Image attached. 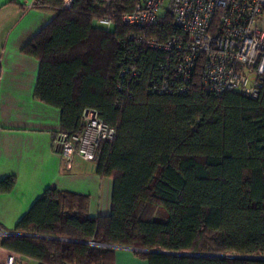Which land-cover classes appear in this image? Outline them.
Returning <instances> with one entry per match:
<instances>
[{"label":"trees","instance_id":"trees-1","mask_svg":"<svg viewBox=\"0 0 264 264\" xmlns=\"http://www.w3.org/2000/svg\"><path fill=\"white\" fill-rule=\"evenodd\" d=\"M100 0H35L54 17L22 48L38 60L34 97L57 107L61 129L80 127L84 108H95L115 128L99 145L96 172L110 177L107 215L88 214L89 197L48 187L0 244L42 264H113V245L136 248L148 264H264V83L258 97L199 86L201 65L185 94L148 92L162 53L139 54L141 75L120 97L118 72L130 53V32L93 21L130 0L100 7ZM175 33L163 15L146 30L164 39ZM14 176L0 180L10 191ZM161 210L165 219H155ZM31 234V235H24ZM94 241L105 246H90ZM147 250L185 253L174 255Z\"/></svg>","mask_w":264,"mask_h":264},{"label":"built area","instance_id":"built-area-1","mask_svg":"<svg viewBox=\"0 0 264 264\" xmlns=\"http://www.w3.org/2000/svg\"><path fill=\"white\" fill-rule=\"evenodd\" d=\"M72 0H63L68 8ZM124 0H100L104 8ZM163 15L171 17L175 33L164 39L146 30L156 26ZM122 24L143 30L130 32V53L126 52L118 72L120 97H131L128 86L138 81L141 71L139 54L148 50L162 53L155 60V72L146 85L148 92L185 94L196 69L201 65L199 86L204 93L220 96L227 91L259 96L264 83V0H130V7L117 13L110 10L95 24L114 28L116 17ZM115 128L95 108L86 107L80 127L73 132L61 131L53 147L64 166L75 158L96 161L99 145L111 142ZM11 230L0 226V234ZM90 246H105L94 241ZM5 264H26L19 253L7 256ZM80 264V263H78Z\"/></svg>","mask_w":264,"mask_h":264},{"label":"crops","instance_id":"crops-1","mask_svg":"<svg viewBox=\"0 0 264 264\" xmlns=\"http://www.w3.org/2000/svg\"><path fill=\"white\" fill-rule=\"evenodd\" d=\"M34 1L0 0V180H16L10 191L0 192V226L5 230H13L48 187L87 195L90 216L107 215L111 208V178L99 175L93 161L75 158L69 168L64 166L53 147L62 131L60 109L34 97L39 62L21 48L55 14ZM11 253L0 244V264ZM113 264L148 262L123 246L114 248Z\"/></svg>","mask_w":264,"mask_h":264},{"label":"water","instance_id":"water-1","mask_svg":"<svg viewBox=\"0 0 264 264\" xmlns=\"http://www.w3.org/2000/svg\"><path fill=\"white\" fill-rule=\"evenodd\" d=\"M93 26H95V21H93ZM12 234H17L16 232H8V235H12ZM24 235H31V234H24ZM114 248L116 247H123L121 245H113ZM127 247L131 250H136V248L133 247H128V246H124ZM149 252H159V253H166V254H174V255H188L185 253H173V252H166V251H155V250H147ZM225 257H235V258H245V259H264V256H246V255H225Z\"/></svg>","mask_w":264,"mask_h":264},{"label":"rangeland","instance_id":"rangeland-1","mask_svg":"<svg viewBox=\"0 0 264 264\" xmlns=\"http://www.w3.org/2000/svg\"><path fill=\"white\" fill-rule=\"evenodd\" d=\"M100 27H102V25H99ZM107 28V27H106ZM155 219H158V220H162V219H165V214L161 211V210H158L155 214ZM138 249H136L135 251H137ZM140 251V250H138Z\"/></svg>","mask_w":264,"mask_h":264}]
</instances>
